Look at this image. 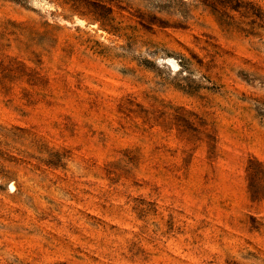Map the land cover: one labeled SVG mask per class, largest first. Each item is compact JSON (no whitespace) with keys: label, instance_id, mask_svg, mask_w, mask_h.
I'll return each instance as SVG.
<instances>
[{"label":"rangeland","instance_id":"374dc122","mask_svg":"<svg viewBox=\"0 0 264 264\" xmlns=\"http://www.w3.org/2000/svg\"><path fill=\"white\" fill-rule=\"evenodd\" d=\"M0 264H264V0H0Z\"/></svg>","mask_w":264,"mask_h":264}]
</instances>
